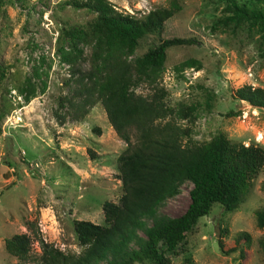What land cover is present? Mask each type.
<instances>
[{"label": "rangeland", "instance_id": "obj_1", "mask_svg": "<svg viewBox=\"0 0 264 264\" xmlns=\"http://www.w3.org/2000/svg\"><path fill=\"white\" fill-rule=\"evenodd\" d=\"M64 1L0 0V113L4 111L0 118V264H33L5 249V238L15 233L29 235L33 255L40 252L41 240L66 252H80L83 246L73 220L102 223L103 201L117 202L122 194L116 158L126 143L110 125L103 106L97 103L82 120L62 125L53 115L58 98L69 89V63L63 54L69 50L65 44L58 50V33L62 27H83L94 16ZM108 1L120 11L143 16L169 6L171 0ZM177 1L180 10L165 21L159 34L143 37L130 58L140 57L160 39L193 38L197 43L168 48L164 64L135 91L147 95L158 84L167 90L169 105L194 104V141H207L221 131L232 141L264 148V108L233 98L234 90L243 84L264 88L260 33L264 28L222 25V17L229 13L220 0ZM80 47L89 55V45ZM27 80L35 87L29 101L20 93ZM179 122L184 124L185 119ZM191 187L190 181H181L180 192L159 204L154 216L183 213ZM257 209H264V167L237 209L226 212L215 203L186 233L176 253L166 254L172 264H264L259 245L264 226L257 225ZM153 220L145 219L147 226ZM220 227L227 228V234L221 235ZM240 231L251 237L244 256L238 250L221 253L217 240L227 243ZM138 235L144 237L142 231Z\"/></svg>", "mask_w": 264, "mask_h": 264}, {"label": "trees", "instance_id": "obj_2", "mask_svg": "<svg viewBox=\"0 0 264 264\" xmlns=\"http://www.w3.org/2000/svg\"><path fill=\"white\" fill-rule=\"evenodd\" d=\"M253 1L250 5L220 0L229 13L222 17V25L257 24L263 29L264 8L258 5L264 0ZM64 2L94 16L83 27H62L58 33V50H63L64 44L69 50L63 52L69 63V89L58 98L53 115L62 125L67 120H82L97 103L103 106L110 125L126 143L116 158L122 194L117 202L103 201L102 223L73 220L76 238L83 246L78 253L41 240L40 252L33 255L27 233L6 237L4 247L9 254L33 264H172L166 253H176L199 217L207 215L215 203L231 212L245 200L252 179L264 167V148L232 141L221 131L207 141H194V104L169 105L167 90L158 84L147 95L135 91L164 64L168 48L197 43L193 38L160 39L140 57L130 58L143 37L159 34L165 21L180 10L177 0L143 16L120 11L108 0ZM260 33L264 37V32ZM81 43L90 46L89 55L83 53ZM20 93L29 101L35 87L27 80ZM233 98L264 108V88L260 86L243 84L234 90ZM3 116L4 111L0 118ZM183 180L192 183L187 208L175 217L156 218V208L180 192ZM255 216L257 225L264 226V209L255 210ZM153 217L152 225L147 226L145 219ZM219 230L221 235L228 232L225 227ZM250 241V234L240 231L227 243L219 238L217 244L224 255L238 250L243 257ZM259 245L264 260V236Z\"/></svg>", "mask_w": 264, "mask_h": 264}]
</instances>
